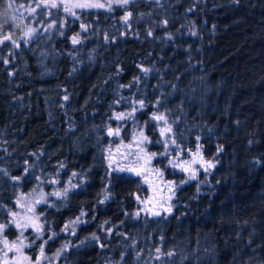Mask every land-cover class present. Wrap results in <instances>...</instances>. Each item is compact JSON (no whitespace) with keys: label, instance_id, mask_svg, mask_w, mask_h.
Masks as SVG:
<instances>
[{"label":"trees","instance_id":"trees-1","mask_svg":"<svg viewBox=\"0 0 264 264\" xmlns=\"http://www.w3.org/2000/svg\"><path fill=\"white\" fill-rule=\"evenodd\" d=\"M8 4L0 0L3 29ZM41 17L19 47L0 44L6 235L26 205L43 238L55 234L47 252L67 243L58 264H264V0H132ZM141 132L153 164L175 180L171 212L159 216L135 215L143 178L108 153ZM198 148L215 167L197 163L189 180L174 158Z\"/></svg>","mask_w":264,"mask_h":264},{"label":"rangeland","instance_id":"rangeland-1","mask_svg":"<svg viewBox=\"0 0 264 264\" xmlns=\"http://www.w3.org/2000/svg\"><path fill=\"white\" fill-rule=\"evenodd\" d=\"M56 2L60 5L58 8H44L42 6H37L39 0H9L8 11L5 12V21L6 24L10 25L3 29L0 26V44L7 41H15V44L20 42H26L31 39L38 33H40V29L43 26L44 19L41 17L43 14L50 13L53 9H61L63 11L64 7L67 6L71 9V13H75L78 10L82 9H103L110 10L114 8L116 5H119L115 2V0H56ZM75 3H101L104 4L103 8H77L72 7ZM23 5V7L21 6ZM34 8L35 12H32L31 9ZM67 12V11H66ZM70 14V12H68ZM34 30L30 35H26L29 30ZM5 36H10V40H5ZM139 134L134 137L132 140L123 141L114 144L109 150L108 153L113 158L115 162V167L117 170L124 169L123 171H127L130 173L136 174V171H140V176L143 178L144 188L141 190V193L136 196L139 197L137 199L140 203L139 213L144 216H153L151 215L147 209H153L154 211H159L162 213L165 208L171 207L173 203V192H169V187H172L175 190V180L167 178L164 171L155 166L152 161V154H150L145 147H143L139 141ZM141 149L143 151H141ZM192 152L189 157L185 158L182 156L174 158L177 165L183 164L185 161H192L193 154ZM137 156L142 157L141 159H137ZM148 157H151L149 160ZM197 163L191 165L192 168L195 167ZM129 168H133L134 171H128ZM54 181V180H53ZM52 181V185H54L51 190V194L53 197H57L53 195V193L59 192L62 193V189H58L59 182ZM32 197H28L30 200ZM144 201H149L148 203H144ZM41 202V200H39ZM38 202V203H39ZM16 213H17V221H12V224L16 225V223H29V218L37 224L43 225L39 219V213L35 208L26 207V205H21ZM167 212V211H165ZM38 218V219H37ZM43 227V226H42ZM16 228V229H15ZM7 227L0 232V264H4V260L8 259L12 261L14 257H20L21 264H34L37 259H40L41 264H58V257L63 253L60 251V254L57 255V252L63 248L65 244L62 245V248L58 247L56 250L52 249L47 252L45 247L47 244H44V256L40 257L39 247L42 242H33L34 237L37 235V232L33 229V227L29 226L27 228L14 227L15 233L11 232V235H6ZM44 232V231H43ZM21 233H23L21 235ZM4 239H7L9 244L15 242L17 246H20V242H23V246L20 247V253L15 251H8L7 258L4 256L5 245L3 243ZM23 257H27L28 259H24ZM51 260V261H50ZM47 262V263H46Z\"/></svg>","mask_w":264,"mask_h":264},{"label":"snow or ice","instance_id":"snow-or-ice-1","mask_svg":"<svg viewBox=\"0 0 264 264\" xmlns=\"http://www.w3.org/2000/svg\"><path fill=\"white\" fill-rule=\"evenodd\" d=\"M116 3H118L121 7H124V6H127L130 2H132V0H115ZM155 2L157 4H159L160 0H155ZM61 3H63V0H61ZM23 7V5H21ZM37 6H42L44 8H58L60 5L56 2V0H39V3ZM72 7H77V8H103L104 7V4H101V3H75L72 5ZM64 10L67 11V12H70V14L72 15H75V13H71V9L67 6L64 7ZM32 12H35V9L32 8L31 9ZM191 11V9H190ZM132 16V13L131 12H128L126 11L125 15L123 16V20L125 23L128 22V20L131 18ZM165 24V26L167 25V21H164L163 22ZM81 28L83 30L86 31V26L85 25H81ZM34 30L30 29L28 33H26V35H30ZM193 35H195V33L193 32L192 33ZM149 35H151V33H149ZM171 38V37H169ZM5 40H10L11 37L10 36H5L4 37ZM71 42L73 45H77L79 44L81 41L79 39V33H77L76 35L72 36L71 37ZM13 44H15L16 42L15 41H12ZM17 47H19L18 44H16ZM143 72L147 73L150 71V69H147V68H142L141 69ZM65 100L68 99L67 96L64 97ZM139 104L141 107L144 106V101L141 100L139 101ZM131 115V114H129ZM117 120H122L125 118V115L124 114H118L116 117H115ZM152 119L156 120V121H165V117L163 115H154L152 117ZM166 123V121H165ZM172 131V129L170 127L168 128H161V135L163 136L166 132L170 133ZM108 135L109 136H113V135H119V128H117L115 131H113L112 128H109L108 129ZM140 137H141V140L140 142L142 143L143 141H146L148 138L146 136H144L143 132L140 133ZM173 144H175V140L172 141ZM223 149L220 148L219 151H222ZM141 151H143L141 149ZM154 155V154H153ZM193 160L192 161H185L183 164H180V165H174L175 167H179L182 171L186 172V173H189V177L188 179L189 180H195L197 178V173H196V170L193 169L191 167L192 164L194 163H198L200 165L201 168L204 169L205 172L209 171L210 169L214 168L215 167V164L213 163L212 160H205L204 157L201 155L200 151H199V148L197 149V151L193 154ZM142 157L140 156H137V159H141ZM148 159L150 160L151 157H148ZM121 171H123L124 169H120ZM0 171H4V170H0ZM128 171H134L133 168H129ZM5 175H7L6 171L4 172ZM136 174L137 175H140V171H136ZM73 175L75 176L76 173H73ZM14 180H18L20 179L19 177H13ZM55 182V181H53ZM186 182V181H185ZM169 192H173L174 194V189L172 187H169ZM67 189L64 190V193L66 194L67 193ZM53 195L59 197L61 194L59 192L57 193H53ZM108 199V195L106 194L104 196V200H107ZM137 199H139V197H137ZM104 200H101L100 203H103ZM39 202V201H37ZM149 201H144V203H148ZM147 211L151 214V215H154V216H159L160 215V212L159 211H154L153 209H147ZM164 211H167V212H171V207H167L164 209ZM15 215V214H13ZM84 213L81 212V216H83ZM136 216H139L140 213L137 212L135 213ZM38 219V218H37ZM80 222V218L77 217L76 221H73V223H78ZM107 223V222H105ZM33 227V229L37 232V235L34 237L33 239V242H35V240L39 239L42 241V243L40 245H38L39 247V252H40V257L42 258L44 256V247L43 245L44 244H47L48 243V240H51L53 238V236L55 235L54 233L52 235H49L48 237V240H45L43 238V227L42 225L40 224H37L35 223L34 221L31 220V218H29V223H24L23 225L21 223H16V227L17 228H21V227H24V228H27V227ZM7 227V225H0V232H3V230ZM68 227V225H65V229ZM23 233H21L22 235ZM74 234V232H73ZM91 239L92 240H96L97 242H99V237H97L95 234H92L91 236ZM4 245H5V249H7V251H4V256L5 258H7V254H8V251H15L17 253H20V247L23 246V242L21 241L20 242V246H17V244L15 242H13L12 244H9L8 240L7 239H4L3 241ZM83 243V242H82ZM101 247H103V244L100 245ZM68 247L67 244H65L63 246V248L61 250H59L57 252V255L60 254V251H63L64 249H66ZM157 252H160V249L158 248L156 250ZM21 256H23L22 253H20ZM167 255L169 257H171L172 255H174L173 252L169 251L167 253ZM24 259H28L27 257H23ZM159 258V257H157ZM4 264H21V260H20V257H14L12 259V261H9L8 259H5L4 260ZM34 264H41V261L40 259H37Z\"/></svg>","mask_w":264,"mask_h":264}]
</instances>
